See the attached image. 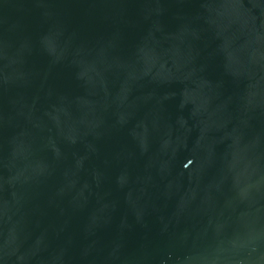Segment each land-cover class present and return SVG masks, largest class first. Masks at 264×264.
Instances as JSON below:
<instances>
[{
    "label": "water",
    "instance_id": "1",
    "mask_svg": "<svg viewBox=\"0 0 264 264\" xmlns=\"http://www.w3.org/2000/svg\"><path fill=\"white\" fill-rule=\"evenodd\" d=\"M0 264H264V0H0Z\"/></svg>",
    "mask_w": 264,
    "mask_h": 264
}]
</instances>
